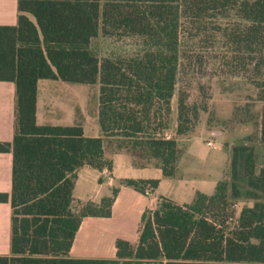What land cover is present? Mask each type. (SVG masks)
I'll return each instance as SVG.
<instances>
[{"label":"trees","instance_id":"obj_1","mask_svg":"<svg viewBox=\"0 0 264 264\" xmlns=\"http://www.w3.org/2000/svg\"><path fill=\"white\" fill-rule=\"evenodd\" d=\"M219 6L243 20L225 32L235 59L260 71L264 0H18L17 25L0 26V82L16 86L13 142H0V153L13 154L12 194L0 193V203L12 207L11 253L0 264H264V165L258 172L254 137L232 148L230 178L214 194L197 192L189 204L160 198L143 212L136 242L116 241L114 259L71 256L84 219L112 217L122 187L144 195L147 186L155 192L160 185V179H123L100 203L77 200L81 168L112 172L108 138L148 148L163 176L176 177L183 148L164 133L180 83L182 22L190 11L196 19ZM100 34L138 37L148 49L100 58L91 49ZM40 80L99 84L102 136H86L81 125H38ZM257 88L264 104V82ZM188 101L179 91L178 137L190 134L192 111L199 119ZM258 125L264 143V106ZM240 201L253 204L239 211Z\"/></svg>","mask_w":264,"mask_h":264},{"label":"rangeland","instance_id":"obj_2","mask_svg":"<svg viewBox=\"0 0 264 264\" xmlns=\"http://www.w3.org/2000/svg\"><path fill=\"white\" fill-rule=\"evenodd\" d=\"M237 12L231 7L219 6L214 9L207 7L201 17L195 19L190 11L189 17L183 19L180 37V83L177 87V95L172 101L173 111L169 129L164 133L170 135L172 139H177L181 145L185 144V140L201 135L205 127L209 131L227 130L231 139L239 140L238 144L249 137H254L253 145L258 141H256L259 132L258 124L261 121L264 104L257 101L259 92L257 84L264 82V68L258 71L254 66L235 59L237 53L232 50L225 32L226 29H231L238 23L243 24ZM189 18L195 21L188 20ZM91 49L100 58H115L135 56L143 53L148 47L138 37H109L100 34L92 42ZM62 84L68 89L60 92L59 85H57L55 89L49 90L50 95L54 97L55 109L51 115H45L48 119L45 120L48 123H64V117L70 118L73 114L76 125H81L87 135L95 136L101 132L98 120L100 85ZM181 90L189 95L190 106L199 108L197 121L193 119L194 112H191L190 134L184 137H178L176 133L177 104ZM61 97L69 98V101H61ZM71 123L73 122H67V124ZM111 141L116 142L118 148L127 146L130 152H137L136 158L139 164H151L150 160L153 157L148 148H134L130 143L122 144L118 140ZM148 156L150 160L146 159ZM78 180L84 191L83 195H87L91 200H101L105 197L106 192L101 188L102 184L99 183V178L96 179L94 172L93 177L82 172ZM167 189L163 186L159 193H168ZM244 203V201L240 202L239 211L245 206Z\"/></svg>","mask_w":264,"mask_h":264},{"label":"crops","instance_id":"obj_3","mask_svg":"<svg viewBox=\"0 0 264 264\" xmlns=\"http://www.w3.org/2000/svg\"><path fill=\"white\" fill-rule=\"evenodd\" d=\"M17 23L18 0H0V26H16ZM62 83L65 82L59 80L39 81L37 101L38 125H76L73 114L70 118L64 117V123L56 124L46 121L48 119L45 118V115H51L55 109L54 97L50 95L51 91L49 92V90L55 89L57 85H59L60 92L63 89H68ZM62 100L67 102L69 98L61 97ZM15 104V84L12 82H0V142H13ZM68 120L73 123L67 124V122H70ZM258 131L259 139L254 144V147L256 168L259 172L264 165V143L261 142L260 130ZM228 134L229 132L224 129L209 131L205 127L201 135L185 140V144L181 145L183 153L178 163V173L175 178L171 179L163 176L159 160L153 158L150 160L148 156L146 159H149L151 164H139L138 158H136L137 152H130L127 147L118 148L116 142L111 141L116 139L108 138L109 140L105 141V145L107 146L105 147V155L106 158L113 161L112 172L107 174L106 171L100 172L86 166L78 171V179L82 172L87 173L91 177H93L94 172L96 179L99 178V183L102 184L101 188L106 192L104 193L105 197L110 196L112 187L123 179H160V185L154 192V196L157 199L165 197L179 204H189L194 200L197 192L212 195L216 190L218 182L230 178L231 151L238 144L239 140L231 139ZM86 136L101 137L102 133L99 132L95 136L86 134ZM211 140L216 144V148L208 146L207 143ZM140 156L143 157L142 155ZM136 171L138 173H135ZM78 179L74 190V197L77 200L100 203L105 198L91 200L87 195H83L84 191ZM163 186L168 188V193H159V190ZM12 189L13 154L12 152L0 153V193L11 195ZM244 202V205L252 206L253 204L252 202ZM155 204L151 199L134 189L122 187L114 203L112 217H88L84 219L71 249V256L74 258L114 259L117 252L116 241L122 238L136 242L138 240V228L142 214L146 208L153 207ZM11 216L12 207L10 202L0 203V256H10L11 253Z\"/></svg>","mask_w":264,"mask_h":264},{"label":"built area","instance_id":"obj_4","mask_svg":"<svg viewBox=\"0 0 264 264\" xmlns=\"http://www.w3.org/2000/svg\"><path fill=\"white\" fill-rule=\"evenodd\" d=\"M164 137H165L167 140L172 139V138L170 137V135H168V134L164 135ZM207 144H208V146H210V147L216 148V144L214 143L213 140L209 141ZM106 173L109 174V172H108L107 170H106ZM144 196L147 197V198H149V199H151V200H152L154 203H156V204H157V202H158V200H159V199H157V198L154 196L153 189H152V187H150V186H147V187H146ZM156 204H155V206H156ZM155 206H154V207H155Z\"/></svg>","mask_w":264,"mask_h":264}]
</instances>
